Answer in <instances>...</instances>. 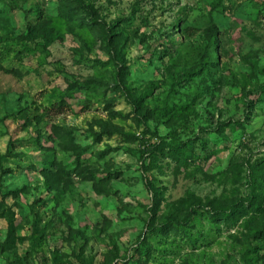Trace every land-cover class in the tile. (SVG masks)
<instances>
[{"label":"rangeland","instance_id":"374dc122","mask_svg":"<svg viewBox=\"0 0 264 264\" xmlns=\"http://www.w3.org/2000/svg\"><path fill=\"white\" fill-rule=\"evenodd\" d=\"M62 1L0 0V36L7 39L0 60L12 71L0 70V185L10 193L0 208V264H242L245 234L264 225V212L251 211L245 200L249 167H264V98L249 110L241 89L251 71L245 58L258 59L264 83V0H225L215 9L216 0H84L112 27L127 23L129 82L135 94L153 88L149 109L168 96L180 108L194 92L188 81L175 83L173 63L186 69L213 12L221 60L197 78V103L177 119L153 116L147 125L118 88L110 54L88 17L66 25L51 46L21 41L41 14L59 16ZM74 82L81 84L68 90ZM62 96L70 104L63 110L57 108ZM174 133L199 158L187 170L174 162L160 172L148 160L144 166L143 149ZM156 180L164 188L160 215L194 193L236 204L242 216L208 240L187 239L197 228L193 235L171 229L164 245L151 241L147 258L136 249L149 234L155 201L146 182ZM10 219L18 246L3 251ZM259 256L257 264H264V248Z\"/></svg>","mask_w":264,"mask_h":264},{"label":"trees","instance_id":"16d2710c","mask_svg":"<svg viewBox=\"0 0 264 264\" xmlns=\"http://www.w3.org/2000/svg\"><path fill=\"white\" fill-rule=\"evenodd\" d=\"M224 1L225 0H216L213 9H215L216 5L221 6ZM62 4L63 6L61 7L59 16L41 14L39 21L28 28L26 35H21V41L29 40L35 42L39 40L45 47L51 46L61 39L66 25H81L80 22H85V19L88 17L91 23V29L98 32L102 44L106 46L110 54L112 63L110 64L116 69L118 88L127 95L133 107V112L138 116H142L139 120L140 124L147 125L148 120L153 116L167 117L168 120L172 121L177 119L182 111L195 106L200 95V90L195 87L197 78L204 72L211 73L212 69L217 67L220 63L222 49L221 34L214 20L213 12L211 11L207 26L203 30V43L199 45L193 44L192 48H190L191 51H189L185 59L187 65L186 69L181 72L179 64L176 63L177 60L173 63L177 68L173 75V77L177 79L175 83H180L178 79L188 81L192 84L194 92L188 94L186 104L180 108H177L178 104L171 102L174 100L168 96L165 99V105L149 109L150 102L148 98L153 88L149 86L140 94H135L129 82L130 73L126 61L125 48L127 47V41L130 39L131 31L127 29V23L123 21L121 25L122 28L112 27L100 18L92 4H87L84 0H63ZM178 28H180V25ZM187 34L190 39L193 37L191 33L188 32ZM16 38H19V36ZM4 42H7L6 37L0 36V44ZM245 61L249 64V69H251V71L243 76L241 89L245 96L246 103H248L247 106L249 110H252L257 101L264 98V83H261L259 80L258 73L260 68L258 59L256 57H251L245 58ZM110 64L107 63V65ZM103 65L106 64L104 63ZM0 70H6L9 73L12 72L1 64V60ZM80 84L79 82L69 83L68 90ZM86 84L90 85V82L86 81ZM172 90L173 92H171L170 89L171 94L176 93L175 96L179 94L175 86L172 87ZM251 96L256 97L252 99ZM62 97L63 98H60L57 106V108L61 110L65 109L66 106H70L66 99L67 96ZM110 114L113 118L117 116L126 117L123 113H118L116 111H111ZM25 117L26 115L23 116V118ZM101 138L100 136L97 140ZM190 145L192 144L189 142L180 141L177 133L172 135L170 141L163 138L160 143L149 144L142 151L141 157L144 166H146L145 164L148 160L149 167L160 172L163 171L166 166H169L168 164L174 162L177 163L180 168L184 167L187 170L190 167V163L199 158ZM77 163L80 167V155L77 156ZM240 166L242 167V165H238V167ZM43 170H47L46 165L43 167ZM240 170L239 172H242V169ZM249 170L247 178L249 177L250 192L245 198L246 207L255 213H261L264 212V167L262 164L256 163L252 164ZM65 172L67 171L65 170ZM68 174H70V171L67 172V175ZM54 181L57 182L56 180H53V182ZM146 186L155 201H153V206L149 208V234L140 241V247L136 249V251L140 252L143 256H147V258L152 256L151 241H156L161 246L164 245L165 239L163 237L171 229L184 230L185 233L193 235L194 229L197 228L198 235L194 233L193 239L191 236H188L187 239L190 241L194 240L193 242L197 240L200 241L201 239L208 240V237L212 236L214 232L220 234L222 224L228 227L234 226L242 216L241 213L243 210L236 204L225 206L215 199L208 198L205 200L202 197L196 196L194 193H189L185 198L171 204V206L165 209L160 215V204L163 200L164 188L157 183V180L154 182H146ZM50 187H52V184ZM9 194V192L4 193L0 185V208L4 207ZM12 194H14L15 197L18 196L17 191ZM9 211L11 215H14L11 209ZM183 211L187 214L185 220L181 221L180 218L182 217ZM16 230L17 226L15 221L10 219L7 240L1 245L3 251H13L18 246ZM263 248L264 225L259 230L250 231L245 234L243 246L240 251L242 264H257L260 260V250ZM162 252L164 253L165 251L162 249Z\"/></svg>","mask_w":264,"mask_h":264}]
</instances>
